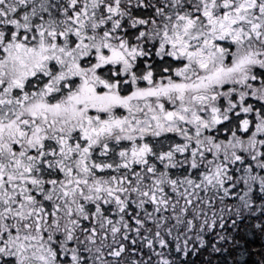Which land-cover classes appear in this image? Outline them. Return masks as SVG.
<instances>
[{
  "label": "snow or ice",
  "instance_id": "6c2138e0",
  "mask_svg": "<svg viewBox=\"0 0 264 264\" xmlns=\"http://www.w3.org/2000/svg\"><path fill=\"white\" fill-rule=\"evenodd\" d=\"M0 264H264V0H0Z\"/></svg>",
  "mask_w": 264,
  "mask_h": 264
}]
</instances>
